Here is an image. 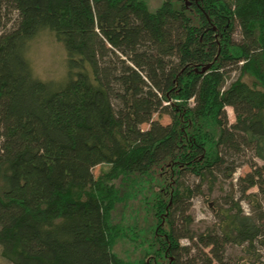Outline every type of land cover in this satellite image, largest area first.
I'll return each mask as SVG.
<instances>
[{"label": "trees", "instance_id": "obj_1", "mask_svg": "<svg viewBox=\"0 0 264 264\" xmlns=\"http://www.w3.org/2000/svg\"><path fill=\"white\" fill-rule=\"evenodd\" d=\"M43 31L64 46L63 80L42 79L28 58ZM248 152L240 200L227 194L217 224L194 231L190 199L204 183L212 189L234 178ZM102 164L109 166L96 175ZM163 167L171 186L152 205L155 260L125 259L114 246L137 231L113 220L122 186L133 191ZM188 175L200 183L187 184ZM234 245L244 254L231 261ZM263 253L264 0H164L155 10L146 0H0L2 257L13 264H264Z\"/></svg>", "mask_w": 264, "mask_h": 264}, {"label": "rangeland", "instance_id": "obj_2", "mask_svg": "<svg viewBox=\"0 0 264 264\" xmlns=\"http://www.w3.org/2000/svg\"><path fill=\"white\" fill-rule=\"evenodd\" d=\"M146 1L150 9L155 10L164 0ZM237 38H239L238 33ZM27 55L35 73L42 79L60 81L65 78L67 73L65 64L66 51L63 44L59 42L51 32L43 31L40 33L31 43ZM238 75L239 73L234 71L228 82L236 79ZM242 78L249 84L255 82V79L249 72H246ZM227 112L230 122H234V109L228 106ZM154 117L160 119L164 124L170 122V117L167 114L156 113ZM143 127L147 128L148 125L144 124ZM250 158H252V153L248 152L246 156L239 159L240 165L234 174V178L228 180L219 179L213 185L212 189L209 188V183H204L202 185V192L197 193L190 199L191 207L189 213L193 219L192 228L194 231L203 232L217 224L220 209L228 207V205L225 204V196L227 194H233L235 199L240 200L241 194L236 184L240 176H244L251 171L250 165L246 163ZM255 160L261 163V160L258 158H255ZM108 166V164L98 165L94 168V173L97 175L101 170L107 169ZM170 179L168 168L163 167L154 171L153 179H151L150 183L144 181L138 187H135L133 191L129 189L130 186H122V193H125L123 194V199L117 203L112 212L113 220L116 223H122L131 228L134 227L137 233L135 239H131L130 236H125L117 240L114 250L121 257L131 260L142 258H146L147 261L155 260H153V253L149 251L150 249L148 247L152 237L153 226L156 222V216L152 205L155 201V194L158 192H162L167 198L171 186ZM117 182L120 183L121 181L118 180ZM186 183L194 186L200 183V180L196 176L188 175L186 177ZM126 191L128 192L126 193ZM251 191L257 192L258 188L254 187ZM240 203L244 212H251V206L247 201L242 200ZM181 242L187 244L188 240L184 238ZM243 254L241 246H230L227 250V255L231 261L237 260L238 256ZM0 264L13 263L6 260L0 254ZM159 264H167V261L160 260ZM244 264L256 263L249 262V260L246 259Z\"/></svg>", "mask_w": 264, "mask_h": 264}]
</instances>
